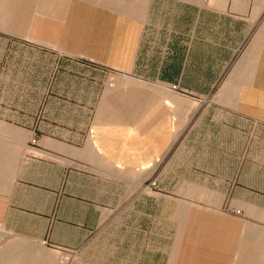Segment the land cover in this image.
Instances as JSON below:
<instances>
[{"label":"crops","instance_id":"crops-1","mask_svg":"<svg viewBox=\"0 0 264 264\" xmlns=\"http://www.w3.org/2000/svg\"><path fill=\"white\" fill-rule=\"evenodd\" d=\"M76 1L104 10L111 52L94 56L116 85L91 103L66 83L57 96L56 80L33 71L12 96L1 54L0 222L50 248H83L84 264H170L168 232L131 198L182 129L184 96L264 122V0ZM115 238L116 256L101 255Z\"/></svg>","mask_w":264,"mask_h":264},{"label":"rangeland","instance_id":"rangeland-1","mask_svg":"<svg viewBox=\"0 0 264 264\" xmlns=\"http://www.w3.org/2000/svg\"><path fill=\"white\" fill-rule=\"evenodd\" d=\"M87 4L0 0V58L5 57L12 96V87L33 71L35 77L39 72L56 80L57 96L64 94L66 83L70 96L91 103L104 88L116 85V70L96 60L111 52L103 47L112 44L105 41L106 25L97 23L104 10ZM182 100L184 125L150 184L141 186L130 204L150 209L158 232H168L170 264H264V122L239 114H208L193 99ZM5 179L0 178V187ZM145 192L152 194L151 201H145ZM130 217L133 226L140 224L138 213ZM84 252L50 248L0 222V264H84ZM104 253L116 256V238Z\"/></svg>","mask_w":264,"mask_h":264}]
</instances>
